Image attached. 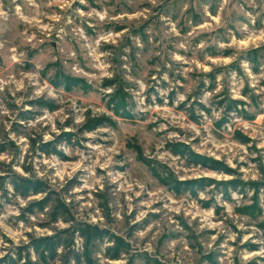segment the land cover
<instances>
[{
    "label": "clouds",
    "instance_id": "obj_1",
    "mask_svg": "<svg viewBox=\"0 0 264 264\" xmlns=\"http://www.w3.org/2000/svg\"><path fill=\"white\" fill-rule=\"evenodd\" d=\"M253 52L264 0H0V264H264Z\"/></svg>",
    "mask_w": 264,
    "mask_h": 264
},
{
    "label": "rangeland",
    "instance_id": "obj_2",
    "mask_svg": "<svg viewBox=\"0 0 264 264\" xmlns=\"http://www.w3.org/2000/svg\"><path fill=\"white\" fill-rule=\"evenodd\" d=\"M213 9H215V4H213ZM53 43H54V42H53ZM251 59H252V61H253L254 64H259L260 62H262V60H264V57H262L260 53L253 52V53L251 54ZM253 70L255 71L256 69L254 68ZM252 100H253V103H255V102H256V97L253 96V97H252ZM252 118L254 119L255 117H252ZM10 144H11V142H9L8 145H0V150H2L4 147L10 146ZM42 147H46V146H42ZM11 179H12V180L15 179L16 181H18L20 178L13 176ZM29 181H31V182H33L34 184H36V185L38 186V188L41 187V185H40L38 182H36V181H32V180H29ZM234 183H235V181H234ZM57 208H58V210H63L61 205H58ZM238 211L245 212V213H247V214H249V215H253V216L256 215V214H258V212H259V208H258L257 203L255 202V198H254V202H253L252 204H250V205H246V206H244V207L238 209ZM54 214H55V213H54ZM262 226H264V225H262ZM76 227H78V228L84 233V235H85V237H86V240H87L88 242H91L92 240L95 239V238H93V237L91 236L92 234H91L90 232H96V233H99V234L101 235V232H100L99 229L94 228V227H92L91 225L86 224V223H85V224H78V225H76ZM52 238H55V239H59V240H61L62 237H61V235L58 233L57 235L53 236ZM68 254H69V255H73V253H71V251H70ZM84 255H85V256L88 255L87 250L85 251ZM209 259H211V257H209Z\"/></svg>",
    "mask_w": 264,
    "mask_h": 264
},
{
    "label": "trees",
    "instance_id": "obj_3",
    "mask_svg": "<svg viewBox=\"0 0 264 264\" xmlns=\"http://www.w3.org/2000/svg\"><path fill=\"white\" fill-rule=\"evenodd\" d=\"M12 181L13 183L16 184L19 190L26 191L28 188H32L35 191L39 189L36 184L29 181L28 179L20 178L18 181H16L15 179ZM90 233L92 234L91 236L93 238H97L98 236H100V234L96 232H90ZM59 241H60L59 239H55V238L44 239V240L38 241L37 246H39L40 244H43L44 247L48 248L51 251L55 248V246L58 244Z\"/></svg>",
    "mask_w": 264,
    "mask_h": 264
}]
</instances>
